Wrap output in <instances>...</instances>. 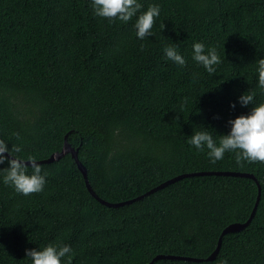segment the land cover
Segmentation results:
<instances>
[{
	"label": "trees",
	"instance_id": "trees-1",
	"mask_svg": "<svg viewBox=\"0 0 264 264\" xmlns=\"http://www.w3.org/2000/svg\"><path fill=\"white\" fill-rule=\"evenodd\" d=\"M161 6L153 36L93 15L90 0H0V139L40 161L64 139L86 169L87 189L69 151L50 162L42 192L18 194L0 173V264H31L25 250L70 245L62 264H264V163H211L187 141L204 127L214 139L228 121L264 102V0H138ZM163 22L165 30L160 31ZM214 47L222 63L209 76L192 45ZM173 43L186 59L165 58ZM145 46L140 50V45ZM135 65V66H134ZM193 74H198L193 81ZM254 91L252 104L238 98ZM235 104V108L231 107ZM136 105V106H135ZM19 133L21 140L13 135ZM7 155V154H5ZM8 167L7 162L0 169ZM230 170L182 176L180 173ZM31 172V169H29ZM243 228L224 227L245 221Z\"/></svg>",
	"mask_w": 264,
	"mask_h": 264
},
{
	"label": "clouds",
	"instance_id": "clouds-1",
	"mask_svg": "<svg viewBox=\"0 0 264 264\" xmlns=\"http://www.w3.org/2000/svg\"><path fill=\"white\" fill-rule=\"evenodd\" d=\"M90 8L94 16L109 22L118 19L128 23L136 17L134 23L136 37L142 41L153 36L152 30L161 12V6L156 3L149 4L147 9L142 11L143 5L138 0H90ZM159 28L161 32L165 30L162 21ZM144 48L145 46L141 44L140 50L143 51ZM163 52L166 59L180 67L186 66V59L176 44H167ZM192 59L202 65L209 76L215 74L217 66L222 63L216 48L206 49L202 42L193 43ZM256 64L258 86L264 90V58L258 59ZM197 76L198 74H193V81L197 79ZM255 94L254 91L243 93L238 98L239 104L241 106L252 104ZM231 107L235 108V104ZM228 123L231 129L227 135H219L218 139H214L212 132L204 127L202 130L194 131L187 142L197 151L204 152L206 149L207 156L213 164L222 160L225 153H233L234 160L240 167H243L245 162L264 163V102L252 107L248 115H240ZM13 135L17 140L22 139L19 133ZM22 151V144H13L9 149L6 142L0 139V164L5 162L8 164V167L0 169V173H3V183L24 196L42 192L48 173L44 172L37 157L18 155ZM25 252L31 264H62V258L68 256L70 262L74 255L70 245L55 243H49L39 250L26 249ZM222 264H227V261H222Z\"/></svg>",
	"mask_w": 264,
	"mask_h": 264
},
{
	"label": "water",
	"instance_id": "water-1",
	"mask_svg": "<svg viewBox=\"0 0 264 264\" xmlns=\"http://www.w3.org/2000/svg\"><path fill=\"white\" fill-rule=\"evenodd\" d=\"M69 151L71 153V156L73 157V159L75 160L76 164H77V167L78 169L81 171L82 175H83V178L85 180V184H86V187L87 189L89 190V192L96 198L98 199L101 203L107 205V206H118V205H123L125 203H128L130 201H132L133 199H127V200H123V201H116V202H111V201H107L105 199H102L100 197H98V195L94 192V190L91 188L89 182H88V179H87V175H86V169L84 167V165L80 162V160L78 159V156H77V149L73 148L67 141L66 139H64L63 141V144H62V147L60 150L58 151H53L48 157L38 161V162H50V161H53L55 159H58L62 154H64L65 152ZM7 154V153H5ZM200 173H215V174H230V175H249L251 177L254 178V180L256 181V183L258 184V181L257 179L254 177V175H252L251 173H245V172H239V171H230V170H200V171H194V172H188V173H180V174H177L175 176H172L171 178L169 179H166L156 185H154L153 187H151L150 189H148L146 192H144L143 194L135 197V199L137 198H140L141 196H143L144 194H147L151 191H154L164 185H166L167 183L169 182H172L182 176H185V175H191V174H200ZM256 203H257V200L255 201V204H254V207L249 215V217L243 221V222H233V223H230L228 224L226 227H224L218 237V240H217V244H216V247L214 248V250L205 258V259H213L217 252H218V248H219V244H220V239H221V235L222 233L224 232H232V231H237L241 228H243L245 225H247V223L249 222L251 216L253 215L254 213V210H255V207H256ZM158 258H182V259H186V260H202V258H198V257H193V256H180V255H173V254H157L155 255L151 261H149L148 264H152V261L154 259H158Z\"/></svg>",
	"mask_w": 264,
	"mask_h": 264
},
{
	"label": "bare ground",
	"instance_id": "bare-ground-1",
	"mask_svg": "<svg viewBox=\"0 0 264 264\" xmlns=\"http://www.w3.org/2000/svg\"><path fill=\"white\" fill-rule=\"evenodd\" d=\"M135 66V65H134ZM136 106V105H135ZM133 201V200H132Z\"/></svg>",
	"mask_w": 264,
	"mask_h": 264
}]
</instances>
